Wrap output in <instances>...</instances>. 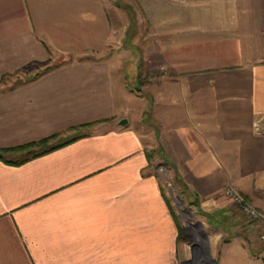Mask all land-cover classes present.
<instances>
[{
	"label": "crops",
	"instance_id": "1",
	"mask_svg": "<svg viewBox=\"0 0 264 264\" xmlns=\"http://www.w3.org/2000/svg\"><path fill=\"white\" fill-rule=\"evenodd\" d=\"M52 136L0 162V264H180L155 151L234 236L216 264H264L223 196L264 214V0H0V152Z\"/></svg>",
	"mask_w": 264,
	"mask_h": 264
},
{
	"label": "rangeland",
	"instance_id": "2",
	"mask_svg": "<svg viewBox=\"0 0 264 264\" xmlns=\"http://www.w3.org/2000/svg\"><path fill=\"white\" fill-rule=\"evenodd\" d=\"M140 42L141 40H139V43ZM134 60L135 62L140 63L141 56L134 55ZM126 73L130 83L135 81V83L138 84L139 79L140 86L142 85V82L148 78L147 73L143 72L141 66L139 67L137 74L138 79H132V74L129 70H126ZM68 138H63L49 147H53ZM147 160L150 172L155 173L158 178L161 194L177 226L179 241L181 242V246L179 247L177 245V249L180 248L179 252L182 254V257L183 254L188 256L186 259L182 260L180 264L191 260L193 255L197 258H201L202 250H207L208 255L212 259L208 264H216V251L222 246L218 241H224L225 239H230L234 236L232 234H222L221 231L206 226L205 217L200 214L197 207L188 202L186 195H183L181 192L182 190L175 179L172 167L166 163L163 155L159 151H155L149 155ZM218 243L220 244L219 246ZM239 264H241V261Z\"/></svg>",
	"mask_w": 264,
	"mask_h": 264
},
{
	"label": "trees",
	"instance_id": "3",
	"mask_svg": "<svg viewBox=\"0 0 264 264\" xmlns=\"http://www.w3.org/2000/svg\"><path fill=\"white\" fill-rule=\"evenodd\" d=\"M93 127H94V124L84 126L82 128H79V129L90 130ZM58 137L59 136H52L50 138H47V139L42 140V141L35 143V144H30V145H27V146H24V147L15 149V150H7V151L0 152V162L10 164V165H14V166H20V165L24 164L25 162H27L33 158L39 157V156H41L47 152H50V151H53V150L59 148L60 146H63V145H66L68 143H71L72 141H75V140H72V141H69L66 143L65 142L64 143H58L53 148L49 147V143L52 141H55ZM12 154H18L21 157L18 156V157L9 158ZM172 169H173V172L175 175V179H176L177 183L179 184V186L182 190L181 192L183 193V195H186V188H185L184 184L178 178L176 169L173 167H172Z\"/></svg>",
	"mask_w": 264,
	"mask_h": 264
},
{
	"label": "built area",
	"instance_id": "4",
	"mask_svg": "<svg viewBox=\"0 0 264 264\" xmlns=\"http://www.w3.org/2000/svg\"><path fill=\"white\" fill-rule=\"evenodd\" d=\"M223 196L229 200L232 206L243 216L245 222L257 226L260 230V238L264 241V214L232 185H227L223 190Z\"/></svg>",
	"mask_w": 264,
	"mask_h": 264
},
{
	"label": "water",
	"instance_id": "5",
	"mask_svg": "<svg viewBox=\"0 0 264 264\" xmlns=\"http://www.w3.org/2000/svg\"><path fill=\"white\" fill-rule=\"evenodd\" d=\"M117 125L120 127H126L128 125V121L126 119H120L117 122ZM201 253H202L201 258H197L196 256L193 255L191 260L185 261L182 264H208L209 262L208 251L202 250Z\"/></svg>",
	"mask_w": 264,
	"mask_h": 264
}]
</instances>
